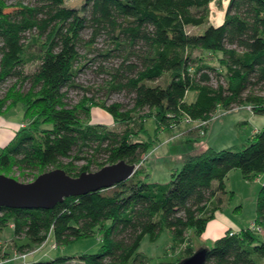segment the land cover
I'll list each match as a JSON object with an SVG mask.
<instances>
[{"label":"trees","instance_id":"16d2710c","mask_svg":"<svg viewBox=\"0 0 264 264\" xmlns=\"http://www.w3.org/2000/svg\"><path fill=\"white\" fill-rule=\"evenodd\" d=\"M67 1L0 0V84L14 80L0 93V111L21 103L27 120L0 147V172L18 171L33 179L61 167L78 175L120 160L136 164L137 170L112 187L67 197L52 208L1 206L0 233L11 224L13 240L26 238L20 245L13 241L20 254L51 237L64 246L100 236L96 252L29 264L72 259L147 264L139 252L142 240L155 241L169 229L172 246L184 245L183 254L157 264H176L196 250L192 237L200 236L221 208L219 193L226 191L231 170L240 169L247 179L264 172V126L241 148L208 145L190 153L169 181L159 182L150 181L141 164L154 140L139 138L130 122L145 108L159 126L196 120L199 125L187 131L195 129L197 136L187 139L199 141L219 107L251 105L254 113L264 114V0H228L218 24L210 21L214 0ZM202 24L208 25L201 33L190 29ZM99 39L106 44L102 50L95 46ZM89 52L121 59L104 69L110 75L106 90L126 92L131 103L101 102L118 129L87 121L92 98L75 104L68 98L69 89L80 86L79 72L93 59ZM29 63L34 68L26 71ZM191 91L196 97L188 101ZM81 159L87 163L79 166ZM254 222L259 231L249 226L230 235L229 229L216 239L205 264H264V182ZM0 256L5 260L9 252Z\"/></svg>","mask_w":264,"mask_h":264},{"label":"rangeland","instance_id":"374dc122","mask_svg":"<svg viewBox=\"0 0 264 264\" xmlns=\"http://www.w3.org/2000/svg\"><path fill=\"white\" fill-rule=\"evenodd\" d=\"M223 1L225 0H215L212 3L213 10L211 9L212 15L210 16V21L214 24L218 22L217 16ZM81 2L82 0L67 1L70 5H79ZM226 5H224L222 12L223 16ZM207 25L202 24L199 27H191L190 29L196 33H201ZM105 45L103 39H99L95 43V46L99 50H102ZM86 49L83 47L80 48L81 53L84 54ZM87 54L88 58L93 59L88 61L85 67L79 72L76 82L80 86L70 88L68 98L72 104L81 101L86 102L89 101V98H92L87 104L89 112L87 121L105 123L107 126L118 129L120 128V124L115 123L112 116L101 106V102L105 101L107 104L115 101L124 102L125 104L131 103V97L126 92H108L106 90L110 75L104 69L115 67L120 63L121 59L118 57L106 59L103 56H98L90 52ZM210 58L215 61L214 57L210 56ZM33 68L34 64L29 63L26 65L25 70H32ZM165 76L167 77L166 74ZM13 81L7 80L0 84V93L4 94ZM163 81L160 80L159 83H163ZM195 97L196 93L191 91L187 95V100L192 101ZM3 109V112L0 111V134H2L3 128L8 127L10 117L12 118V122L20 125V128L27 124V120L24 117L25 107L23 104L4 106ZM22 120L23 122H21ZM197 123L196 120H183L179 125L164 127L158 125L153 112L149 108H145L139 113L134 114V118L130 122L132 129L139 132V138L154 140V145L141 161L142 166L146 168L144 170L150 173L148 176L150 181H169L171 172L181 168L184 158L190 153L200 152V147H204L205 143L216 149L231 146L233 148H241L252 138L255 128L262 129L264 126V114L252 112L251 105H239L231 110H225L219 107L212 116L206 135L200 137L199 141H190L187 138L191 135L197 136V132L193 129L194 131L190 134V131L188 132L187 130L194 127ZM204 123L207 125V122H203L202 124ZM143 128L147 129L146 133H143L141 130ZM203 130L201 128L200 131L203 132ZM86 163V159L77 161L79 166ZM97 169L95 165L92 166V171ZM9 175L20 181L28 182L35 179L38 174L33 179H31L32 175L22 176L18 171ZM263 182L264 172L255 175L251 179H247L243 176L240 169L231 170L225 181L226 191L219 193L222 198V213L235 220L237 225L248 227L256 215L257 196ZM1 215L2 213H0ZM250 226L258 231L260 230L254 220ZM201 236L202 234L192 237L194 247L196 249L202 246L210 247L212 244L207 243L210 239L203 240L206 244H200ZM13 238V226L8 224L0 233V251L9 252V257L5 260L0 258V264H29L30 262L38 260L50 261L62 255L79 256L85 252H96L101 245L98 234L76 239L72 243L64 246H58L51 237L45 243L27 249L26 253H24L26 255L21 257L22 254H20V251L18 249L14 250L16 247H14L15 243L13 241L20 245L27 240L26 238L13 240ZM202 238L204 237L202 236ZM172 243L173 235L171 231L164 229L155 241H151L148 236H145L141 242L139 252L145 256L147 264H157L160 261H176L183 254L185 246L173 247ZM53 244L56 246L53 247Z\"/></svg>","mask_w":264,"mask_h":264},{"label":"water","instance_id":"95a60500","mask_svg":"<svg viewBox=\"0 0 264 264\" xmlns=\"http://www.w3.org/2000/svg\"><path fill=\"white\" fill-rule=\"evenodd\" d=\"M136 170V164L120 160L78 175H71L64 168L57 167L38 174L28 182L0 172V207L52 208L67 197L112 187L131 177ZM208 248L199 247L176 264H205Z\"/></svg>","mask_w":264,"mask_h":264},{"label":"crops","instance_id":"0c3cea01","mask_svg":"<svg viewBox=\"0 0 264 264\" xmlns=\"http://www.w3.org/2000/svg\"><path fill=\"white\" fill-rule=\"evenodd\" d=\"M215 1V0H214ZM217 1V0H216ZM212 3L213 1L210 2V12L213 10V6H212ZM228 3V0H225L222 2V5H221V9H219V13H218V16H217V19H218V23H221L224 16L222 15V12L224 10V5H226ZM227 6V5H226ZM212 9V10H211ZM212 15V13H210ZM225 14V13H224ZM210 15V16H211ZM212 23V22H211ZM251 111V110H250ZM253 112V111H252ZM12 118L10 117V121H9V125L7 128H3L2 130V134H0V147H3L5 146L16 134V132L20 129V125H18L17 123L15 122H12L11 121ZM193 121V120H192ZM23 122V120L21 121ZM198 122V121H197ZM199 125V122L194 126V128L196 126ZM193 128V127H191ZM190 129V128H189ZM15 130V131H14ZM255 130H258L257 128H255L253 130V132ZM14 131V132H13ZM207 143H205L204 147H200L201 150L205 149L207 147ZM203 148V149H202ZM195 153V152H194ZM255 218V217H254ZM254 220V219H253ZM252 220V222H253ZM236 221L231 219L229 216L227 215H224V213H222L221 211V208L219 210H217L215 212V216L213 219H211L208 223H207V226L205 228V230L203 231L202 233V236L204 238H202V236L200 237L201 238V241H200V244H206L205 239H210V241H207V243L209 242V244H212L214 243V241L216 239H218L219 237L225 235L227 233V231L229 229H234V230H240L244 227L239 226L237 225V223H235ZM252 222L250 223V225L252 224ZM248 225V227L250 226ZM210 245V246H212ZM201 246V245H200Z\"/></svg>","mask_w":264,"mask_h":264},{"label":"built area","instance_id":"2783aa9c","mask_svg":"<svg viewBox=\"0 0 264 264\" xmlns=\"http://www.w3.org/2000/svg\"><path fill=\"white\" fill-rule=\"evenodd\" d=\"M236 232H237V230H234V229H232V230H230L228 233L230 234V235H233V234H236ZM56 245L55 244H53V247H55ZM26 253V252H25ZM26 254H22L21 255V257H23V256H25ZM55 264H87V263H85V262H83V261H81V260H79V259H72V260H65V261H62V262H59V263H55Z\"/></svg>","mask_w":264,"mask_h":264}]
</instances>
